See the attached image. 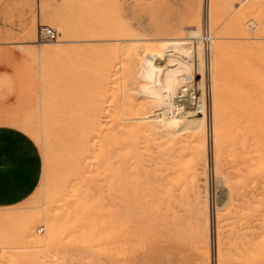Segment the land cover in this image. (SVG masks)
<instances>
[{
	"label": "rangeland",
	"instance_id": "1",
	"mask_svg": "<svg viewBox=\"0 0 264 264\" xmlns=\"http://www.w3.org/2000/svg\"><path fill=\"white\" fill-rule=\"evenodd\" d=\"M210 1L215 21L209 26L213 43L207 60L205 0H14L16 41L32 44L16 51L29 97L18 124L38 143L44 167L38 188L26 201L0 208V264H264V0ZM6 6L0 5L1 10ZM40 24L57 29L59 39L40 41ZM195 33L199 37L193 38ZM166 39L183 42V48L168 51ZM189 48L193 54L185 53ZM159 51L181 59L187 68L173 72L176 86L169 84V96L167 60L154 58ZM154 60L162 64V74L150 71ZM189 75L213 86L210 110L193 129L186 120L171 124L182 112L171 94ZM85 117L95 127L90 120V126L85 123L93 137L84 147L86 126L79 121ZM217 126L220 135H215ZM246 127L251 129L248 139L263 145L250 162L243 149L247 137L239 135ZM158 175L168 181L170 195L162 192ZM232 177L252 188L237 185ZM243 194L250 200H239ZM235 206L240 214L245 209L243 216ZM52 221L60 222L53 234Z\"/></svg>",
	"mask_w": 264,
	"mask_h": 264
},
{
	"label": "crops",
	"instance_id": "2",
	"mask_svg": "<svg viewBox=\"0 0 264 264\" xmlns=\"http://www.w3.org/2000/svg\"><path fill=\"white\" fill-rule=\"evenodd\" d=\"M4 4L6 11L0 8V208H9L36 191L44 161L38 143L18 124L29 97L18 72L23 61L17 59L16 51L20 45L32 44L27 39L16 41L14 0H0Z\"/></svg>",
	"mask_w": 264,
	"mask_h": 264
},
{
	"label": "bare ground",
	"instance_id": "3",
	"mask_svg": "<svg viewBox=\"0 0 264 264\" xmlns=\"http://www.w3.org/2000/svg\"><path fill=\"white\" fill-rule=\"evenodd\" d=\"M204 9H205V10H204V15H203V19H202V25H203V27H205L206 25H208V26H212L213 21H215V17H214L213 14H212V10H213V8H212L211 1H210V0H205ZM199 12H200V11H199ZM215 13H216V12H215ZM216 14H217V13H216ZM199 16H200V15H199ZM186 21H187V20H186ZM195 23H196V22H195ZM188 24H189V23H188ZM215 24H216V23H214V25H215ZM192 37H193V38H195V37H199V35L196 36V33H195L194 35H192ZM23 42H24V41H23ZM19 43H20V42H19ZM181 43H183V42L178 41L177 39H166V40H165V45H166V47L168 48V51L170 50V51H174V52H175V51H177L178 49L183 48V47H180ZM192 47H193V46H192ZM28 48H29V47H28ZM48 48H49V47H48ZM162 48H164V47H162ZM36 49H38V48H36ZM196 49H197V47H196ZM24 50H25V49H24ZM34 50H35V49H34ZM51 50H52V49H51ZM53 50H54V48H53ZM58 50H59V49H58ZM60 50H61V49H60ZM165 50H166V49H165ZM183 50H184V49H183ZM31 51H32V50H31ZM35 51H36V50H35ZM166 51H167V50H166ZM166 51H164V52L161 51V52H162V53H165ZM197 51H198V50H197ZM61 52H62V51H61ZM156 52H157V51H156ZM159 52H160V51H159ZM159 52H158V53H159ZM161 52H160L159 54H157V53L154 54V56H155L154 58H156V60H158L159 58H160V59H166V60H167L166 63L164 64V65H168L167 67H165V69L167 70V72L165 73L166 76H167V78H166L167 80L164 79V80L167 81V84H164V85L167 87V92H168L167 95L169 96V91H168V88H170V87H169V84H171V85L173 84V85H174V81H172V75H174L173 72L178 71V70H179L178 68L181 67V66H184V65H183V63H182V60L179 59V58H177L176 56H175V57H169V56H168L169 53H168V55L166 54V55L164 56ZM195 52H196V51H195ZM198 52H199V51H198ZM198 52H197V54H198ZM31 53H32V52H31ZM57 53H59V52H57ZM185 53H186V54H193V53H194V49L189 48V49L186 50ZM199 53H200V52H199ZM201 53H202V52H201ZM152 55H153V54H152ZM198 56H199V54H198ZM198 56H197V57H198ZM194 57H195V56H194ZM197 57H195V58H196V59L200 58V57H198V58H197ZM150 60H151V59H150ZM156 60H154V63L152 64V65H153V69H152V70L150 69V71H155V70H156V71H159V73H161L162 71L160 72V70H162V67H161L162 64H160V65H159V64H156V63H157V62L155 63ZM151 61H152V60H151ZM159 61H160V60H159ZM148 62H150V61H148ZM199 62H200V61H199ZM201 62H202V60H201ZM146 63H147V62H146ZM151 63H152V62H151ZM148 64H150V63H148ZM184 64H187V63H184ZM188 64H189V63H188ZM200 64H201V63H200ZM189 66H190V65H189ZM212 66H213V65H212ZM184 67H185V66H184ZM187 67H188V66H187ZM185 68H186V67H185ZM147 69H148V67H147ZM165 69H164V70H165ZM180 69H181V68H180ZM186 69H187V68H186ZM148 70H149V69H148ZM183 70H184V69H183ZM150 71H148V72H150ZM179 71H181V70H179ZM148 72L146 71V72H144V73H146V75H148ZM185 72H187V71L185 70ZM150 73H151V72H150ZM150 73H149V74H150ZM178 73H180V72H178ZM181 73H182V72H181ZM161 74H162V73H161ZM151 75H152V74H151ZM156 75H157V74H156ZM160 76H161V75H160ZM162 76H163V75H162ZM155 77H156V76H155ZM174 77H175V76H174ZM148 79L150 80V78H148ZM158 79H159V78L157 77V81H161V78H160L159 80H158ZM154 80H155V79H154ZM164 80H163V81H164ZM152 81H153V80H152ZM163 81H162V82H163ZM171 81H172V82H171ZM162 82H161V83H162ZM170 82H171V83H170ZM159 83H160V82H159ZM159 83H158V84H159ZM163 83H164V82H163ZM163 83H162V85H163ZM244 83H245V82H244ZM159 85H160V84H159ZM162 85H161V86H162ZM164 85H163V86H164ZM171 85H170V86H171ZM150 86H151V85H150ZM165 86H164V89L166 88ZM174 86H176V85H174ZM158 87H159V86H158ZM161 89H162V88H161ZM171 91H172V89H171ZM171 91H170V92H171ZM174 93H175V92H174ZM80 95H81V94H80ZM171 95H172L171 97H173L174 94L172 93ZM94 97H95V96H94ZM98 97H99V96H98ZM165 97H166V96H165ZM95 99H96V98H95ZM168 99H169V98H168ZM97 100H98V99H97ZM161 100H162V99H161ZM170 103H171V102H170ZM167 104H168V103H167ZM82 105H83V104H82ZM106 105H107V104H106ZM79 106H80V105H79ZM83 106H84V105H83ZM173 107H174V106H173ZM86 109H87V108H86ZM175 109H176V108H175ZM179 111H180V110H179ZM93 112H94V110H93ZM93 112H92V115H93V117H94V113H93ZM98 112H99V111H97V112H95V113H98ZM87 113H89V112H87ZM101 113H102V112H101ZM103 113H104V112H103ZM162 113H164V111H163ZM80 114H82V113H80ZM204 114H205V113H204ZM204 114L202 115V113H200V112H195V111H191L190 109H188V110H182V112H181L180 114H177L175 117H173L174 122L172 121L171 124L177 123V122L182 121V120H184V121L186 120L187 123H188V126H189L190 128L193 129V128L195 127L194 122H197V121H199V120H202V119H204V118L206 117V114H205V115H204ZM84 115H85V114H84ZM88 115H89V114H88ZM88 115H87V116H88ZM101 115H102V114H101ZM167 115H168V114H167ZM243 115H244V114H243ZM82 116H83V115H82ZM85 116H86V115H85ZM90 116H91V114H90ZM90 116H88V117H90ZM99 116H100V115H99ZM80 117H81V115H80ZM80 117H79V118H80ZM88 117H85V119L83 118L85 121H84V120L81 121V120H82V118H81L80 121H79V122H81V124H80V123H79V124H80V125H85V126H86L85 123H87V121L90 120ZM97 117H98V116H97ZM168 117H169V116H168ZM170 117H171V116H170ZM239 117H240V116H239ZM100 118H101V116H100ZM165 118H166V117H165ZM252 118H253V117H252ZM142 119H143V120H148V121H154V122H155V121H158V119H156V118L154 119V118H152V116H145V117H143ZM237 119H238V118H237ZM93 120H96V119H93ZM98 120H99L100 123H101V119H98ZM102 120H103V119H102ZM162 120H163V119H162ZM90 121H91V120H90ZM99 121H98V122H99ZM139 121H140V120H139ZM139 121H138V122H139ZM91 122H92V121H91ZM140 123H141V122H140ZM232 123H233V122H232ZM90 124H91V123H90ZM92 124L94 125L93 122H92ZM92 124H91V125H92ZM95 124H96V123H95ZM169 124H170V122H169ZM171 124H170V125H171ZM87 125H89V124L87 123ZM85 126H84V127H85ZM89 126H90V125H89ZM98 126H99V125H98ZM98 126H97V128H98ZM196 126H197V125H196ZM247 126H248V125H247ZM80 127H81V126H80ZM82 127H83V126H82ZM82 127H81V128H82ZM91 127H93V126H91ZM94 127H95V125H94ZM101 127H102V126H101ZM238 128H239V127H238ZM238 128H237V130H238ZM91 129H92V128H91ZM82 130H84V128H83ZM82 130H81V131H82ZM98 130H100V129H98ZM101 130H102V129H101ZM250 131H251V129L246 127V128H244V131H243V132H240L239 135L241 136V134H243L242 137L245 136V137H247V139H248V138H249V135L251 134ZM83 132H84V134L81 133V134H82L81 137H82V140H83V143H84V147H85V146H87V144H89V142L91 141V139H92L93 136H92V134H91L90 127L88 128V126H86V130H84ZM96 132L98 133V131H96ZM94 133H95V132H94ZM97 133H95V135H96ZM219 133H220V127L217 126V127H215V135H218ZM235 133H236V132H235ZM219 135H220V134H219ZM236 135H237V133L234 135V137H235ZM253 136H254V135H252V137H253ZM194 137H195V135H194ZM198 137H199V136H198ZM236 137H237V136H236ZM238 137H239V136H238ZM237 139H238V138H237ZM237 139H236V141H238ZM239 139H241V138H239ZM247 139H246L245 143H243V144H244L243 147H245V148H243V149H244V153L246 154V160H247V162H248V161L250 162L251 160L255 161V159L257 158V157L255 156V154H257V153H255V152H257V151L260 152L259 150L263 148V147H262L263 145H261V144H257V143H256V144L253 143V141H257V140H253L254 138L252 139L253 141H252V140H249V139L247 140ZM195 140H196V138H195ZM155 141H156V140H155ZM239 141H240V140H239ZM242 142H243V141H241V143H242ZM198 143H199V142H198ZM232 143H233V142H232ZM239 143H240V142H239ZM259 143H260V142H259ZM156 144H157V143H156ZM156 144H155V145H156ZM193 144H194V143H193ZM196 144H197V143H196ZM196 144H195V145H196ZM199 144H200V143H199ZM199 144H198V145H199ZM202 144H204V143H202ZM235 144H236V143H235ZM158 145H159V144H158ZM158 145L156 146L157 148H159ZM238 145H239V144H238ZM153 146H154V145H153ZM164 146H165V145H164ZM199 146H200V145H199ZM203 146H204V145H203ZM201 147H202V146H201ZM201 147H200V148H201ZM237 147H240V146H237ZM77 148H78V147H77ZM135 148H136V147H135ZM235 148H236V147H235ZM88 149H89V146H88ZM239 149H240V148H239ZM241 149H242V147H241ZM83 150H84V149H83ZM80 151H81V150H80ZM143 151H144V150H143ZM163 151H164V150H163ZM165 151H166V149H165ZM201 151H202V150H201ZM240 151H241V150H240ZM240 151H239V153H240ZM242 151H243V150H242ZM242 151H241V152H242ZM128 152H129V151H128ZM134 152H135V150H134ZM166 152H167V151H166ZM162 154H163V153H162ZM242 155H243V154H242ZM87 156H88V155H87ZM89 156H90V155H89ZM167 156H168V155H167ZM236 156H237V155H236ZM244 156H245V155H244ZM83 157H84V156H83ZM162 157H163V156H162ZM162 157H161V158H162ZM239 158H240V157H239ZM163 159H166V158H163ZM237 159H238V158H237ZM166 160H168V159H166ZM232 160H233V159H232ZM238 160H239V159H238ZM238 160H237V162H238ZM240 160H241V158H240ZM240 160H239V161H240ZM243 161H245V160H244V157H243L242 162H243ZM257 161H258V160H257ZM261 161H262V160H261ZM234 162H236V161H234ZM165 163H167V162H165ZM232 163H233V162H232ZM159 164H160V163H159ZM233 164H234V163H233ZM235 164H237V163H235ZM155 165H156V164H155ZM161 165H162V164H161ZM240 165H241V163H240ZM249 165H250V163H249ZM261 165H262V163H261ZM263 165H264V162H263ZM263 165H262V166H263ZM174 166H175V165H174ZM244 166H245V165H244ZM246 166H247V164H246ZM251 166H252L251 170H252V172H253V171H254L253 169L255 168V167H254V162L251 164ZM128 167H129V166H128ZM163 167H164V166H163ZM168 167H169V166H168ZM171 167H172V166H171ZM177 167H178V166H177ZM236 167L239 168V169H241V171L243 170V168H245V167H243V166H242V167H238V166H236ZM150 168L152 169V167H150ZM150 168H148V169H150ZM157 168H158V167H157ZM164 168H166V167H164ZM231 168H232V167H231ZM258 168H259V167H258ZM130 169H131V168H130ZM153 169H154V168H153ZM235 169H236V168H235ZM239 169H237V170H239ZM256 169H257V168H256ZM237 170H236V171H237ZM249 170H250V169H249ZM251 170H250V171H251ZM127 171H129V170L127 169ZM132 171H133V169H132ZM168 171H169V170H168ZM241 171H239L240 174H241ZM256 171H257V170H256ZM154 172H155V171H154ZM161 172H162V171H161ZM242 172H244V173H242V174L245 175V174H247L248 171L245 172V170H244V171H242ZM147 173H148V172H147ZM249 173H250V172H249ZM249 173H248V174H249ZM127 174H128V173L126 172V175H127ZM140 174H141V172H140ZM154 174H155V173H154ZM162 174H164V173L162 172ZM167 174H169V173H167ZM233 174H234V173H233ZM248 174H247V175H248ZM255 174H256V173H255ZM255 174H254V175H255ZM148 175H149V174H147V176H148ZM164 175H166V174H164ZM238 175H239V174H238ZM247 175H246V176H247ZM261 175H262V174H261ZM261 175L259 176V174H258L259 177L256 175V178H261V177H262ZM263 175H264V174H263ZM143 176H144V175H143ZM147 176H146V177H147ZM150 176H151V175H150ZM152 176H153V175H152ZM158 176L161 177V178H160V179H161V184L164 185V186H162V188H163V189H162V192L165 194V196H166V195H170V189H169L168 181H163V180H162V178H164V176H160V175H158ZM175 176H176V175H175ZM231 176H232V175H231ZM234 176H235V175H234ZM246 176H245V177L242 176V177H244L245 180L248 181L249 178L247 177V179H246ZM132 177H133V176H132ZM144 177H145V176H144ZM144 177H143V178H144ZM170 177H171V176H170ZM185 177H186V176H185ZM201 177H202V176H201ZM251 177L254 178L255 176H254V177L251 176ZM263 177H264V176H263ZM263 177H262V178H263ZM152 178H153V177H152ZM152 178H151V179H152ZM168 178H169V177L165 178V180L168 179ZM232 178L235 179V177H232ZM262 178H261L260 180H262ZM121 179H122V178H121ZM129 179H130V178H129ZM144 179H145V178H144ZM147 179H148V178H147ZM151 179H149V180H151ZM154 179H155V178H154ZM154 179H153V180H154ZM191 179H192V178H191ZM238 179H240V177H239ZM250 179H251V178H250ZM155 180H156V179H155ZM155 180H154V181H155ZM169 180L171 181V178H170ZM173 180H174V179H173ZM206 180H207V179H206ZM235 180L237 181V179H235ZM256 180H257V179H256ZM256 180H255V181H256ZM130 181H132V180L130 179ZM143 181H144V180H143ZM143 181H142V183H143ZM154 181H152V182H154ZM179 181H180V180H178V182H179ZM198 181H199V180H198ZM227 181H228V180H227ZM241 181H244V180H241ZM249 181H250V180H249ZM249 181H248V183L250 184ZM255 181H254V182H255ZM122 182H123V181H122ZM155 182H157V181H155ZM155 182H154V184H155ZM173 182H174V181H172V183H173ZM201 182H202V181H201ZM244 182H246V181H244ZM244 182H243V183H244ZM256 182H257V181H256ZM258 182H259V181H258ZM261 182H262V181H261ZM147 183H148V182H147ZM158 183H159V182H158ZM188 183H189V182H188ZM188 183H187V184H188ZM198 183H199V182H198ZM203 183H206V182H203ZM203 183H202V184H203ZM225 183H226V182H225ZM227 183H228V182H227ZM237 183H238L237 185H239V184H243V183H239L238 181H237ZM246 183H247V182H246ZM246 183H244V184H246ZM122 184H124V182H123ZM136 184H137V183H136ZM150 184L153 185V183H150ZM173 184H174V183H173ZM181 184H182V183H181ZM181 184H180V185H181ZM230 184H231V182H230ZM249 184H248V185H249ZM256 184H260V182H259V183H256ZM263 184H264V183H262V187L264 186ZM128 185H129V184H128ZM148 185H149V184H148ZM156 185H157V184H156ZM171 185H172V184H171ZM175 185H176V184H174V186H175ZM231 185H232V184H231ZM246 185H247V184H246ZM248 185H247V187H248ZM252 185H253V184H252ZM254 185H255V184H254ZM122 186H123V185H122ZM145 186H146V185H145ZM145 186H144V188H146ZM153 186H154V185H153ZM242 186H243V185H242ZM244 186H245V185H244ZM249 186H250V185H249ZM255 186H256V185H255ZM129 187H130V186H129ZM154 187H155V186H154ZM176 187H178V186L176 185ZM176 187H174L173 189H175ZM185 187H186V186H185ZM201 187H202V186H201ZM247 187L245 186L246 189H247ZM250 187H251V186H250ZM253 187H254V186H253ZM130 188H132V187H130ZM150 188H151V186H150ZM152 188H153V187H152ZM155 188L157 189V187H155ZM155 188H154L153 192H157V191L159 192V191H160V189L155 191ZM231 188H232V187H231ZM245 188H244V189H245ZM251 188H252V187H251ZM255 188H256V187H255ZM258 188H259V186H258ZM258 188H257V189H258ZM260 188H261V186H260ZM123 189H124V188H123ZM204 189H205V188H204ZM229 189H230V188H229ZM232 189H235V188H232ZM261 189H262V188H261ZM130 190H131V189H130ZM133 190H134V189H133ZM151 190H152V189H151ZM237 190H238V189H237ZM248 190H250L249 187H248ZM255 190H256V189H255ZM259 190H260V189H259ZM136 191H137V190H136ZM146 191H147V189H146ZM176 191H177V190H176ZM180 191H181V190H180ZM183 191H185V190H183ZM206 191H207V190H206ZM240 191L242 192V190H240ZM246 191H247V190H246ZM193 192H194V190H193ZM228 192H229V191H228ZM233 192H234V190H233ZM249 192H250V191H249ZM254 192H255V191H254ZM143 193H144V192H143ZM160 193H161V192H160ZM205 193H207V192H205ZM234 193H235V192H234ZM234 193H231V194L233 195ZM236 193H237V191H236ZM244 193H245V192H244ZM246 193H248V192H246ZM252 193H253V192H252ZM252 193H250V194H252ZM256 193H258V191H257ZM256 193H255V194H256ZM259 193H260V192H259ZM139 194H140V193H139ZM148 194H149V193H148ZM158 194H159V193H158ZM161 194H162V193H161ZM161 194H160V195H161ZM173 194H175L174 191H173ZM180 194H181V193H180ZM184 194H185V193H184ZM207 194H208V193H207ZM238 194H239V193H238ZM255 194H254V195H255ZM150 195H151V194H150ZM176 195H177V194H176ZM196 195H197V194H196ZM234 195H235V194H234ZM234 195H233L232 197H234ZM239 195H240V194H239ZM244 195H245V194H243V196L241 195V197H239V200H240V198L245 199L244 197H246V199H249V198H247V197L250 196V195H248V194H247L248 196H244ZM254 195H253V196H254ZM256 195H257V194H256ZM137 196H138V195H137ZM161 196H162V195H161ZM192 196H193V195H192ZM206 196H207V195H206ZM230 196H231V195H230ZM125 197H126V196H125ZM125 197H124V198H125ZM149 197H150V196H149ZM149 197H147V198H149ZM153 197H157V193H156V196H155V194H154ZM159 197H160V196L158 195V198H159ZM167 197H168V196H167ZM167 197H166V198H167ZM187 197H188V196H187ZM200 197H201V196H200ZM235 197H237V194H236ZM254 197H255V196H254ZM256 197H257V196H256ZM256 197H255V198H256ZM168 198H169V197H168ZM190 198H191V197H190ZM201 198H202V197H201ZM203 198H204V197H203ZM229 198H230V197H229ZM237 198H238V197H237ZM260 198H261V197H260ZM132 199H133V198H132ZM171 199H173V198H171ZM178 199H179V198H178ZM198 199H199V198H198ZM206 199H207V198H206ZM234 199H236V198H234ZM155 200H156V199H155ZM159 200H161V199H158V201H159ZM180 200H181V199H180ZM180 200H178V202H179ZM249 200H250V199H249ZM252 200H253V199H252ZM256 200H257V199H255V201H256ZM260 200H261V199H260ZM263 200H264V199H263ZM124 201H125V200H124ZM132 201H134V200H132ZM141 201H142V200H141ZM156 201H157V200H156ZM161 201H162V200H161ZM167 201H168V200H167ZM167 201H166V202H167ZM169 201H170V200H169ZM175 201H176V200H175ZM197 201H198V200H197ZM236 201H238V200L236 199V200H235V203H236ZM245 201H246V200H245ZM135 202H136V201H135ZM135 202H134V203H135ZM151 202H152V201H151ZM182 202H183V201H182ZM182 202H181V203H182ZM188 202H189V201H188ZM206 202H207V201H205L204 204H206ZM233 202H234V201H233ZM252 202H253V201H252ZM262 202H263V201H262ZM124 203H125V202H124ZM130 203H131V202H130ZM130 203H129V204H130ZM147 203H148V202H147ZM149 203H150V202H149ZM154 203L157 204L156 202H154ZM159 203H160V202H159ZM161 203H162V202H161ZM167 203L169 204V202H167ZM181 203H180V204H181ZM183 203H185V201H184ZM193 203H194V201H193ZM231 203H232V202H231ZM250 203H251V202H250ZM94 204H95V203H94ZM94 204H93V205H94ZM151 204H152V203H151ZM155 204H154V205H155ZM163 204H165V202H163ZM177 204H178V203H177ZM185 204H186V203H185ZM199 204H200V203H199ZM202 204H203V202H202ZM237 204H238V203H236V205H237ZM251 204H252V203H251ZM263 204H264V203H263ZM143 205H144V204H143ZM146 205H147V204H146ZM159 205H160V204H159ZM193 205H194V204H193ZM195 205H196V204H195ZM206 205H207V204H206ZM233 205H234V204H233ZM245 205H247V204H244L242 207L244 208ZM249 205H250V204H249ZM257 205H258V204H257ZM257 205H256V206H257ZM91 206H92V205H91ZM124 206H126V205H124ZM149 206H150V205H149ZM149 206H148V208H149ZM162 206H163V205H162ZM178 206H179V205H178ZM196 206H198V205H196ZM239 206H240V205H239ZM247 206H248V205H247ZM92 207H93V206H92ZM92 207H91V208H92ZM94 207H95V206H94ZM134 207H135V206H134ZM141 207H143V206H141ZM144 207H145V206H144ZM160 207H161V206H160ZM160 207H159V208H160ZM176 207H177V206H176ZM231 207H232V206H231ZM235 207H236V206H235ZM248 207L250 208V206H248ZM248 207H247V208H248ZM128 208H129V207H128ZM155 208H157V206H156ZM162 208H164V207H162ZM167 208H169V207L167 206ZM171 208H172V207H171ZM174 208H175V207H173V209H174ZM186 208H187V207H186ZM191 208H194V207H191ZM262 208H263V207H262ZM93 209H94V208H93ZM129 209H130V208H129ZM150 209H151V207L149 208V210H150ZM164 209H165V208H164ZM164 209H162V212L164 211ZM188 209H189V208H188ZM199 209H201V208L199 207ZM205 209H206V208H205ZM238 209H239V208H238ZM240 209H241V208H240ZM251 209H252V207H251ZM124 210H125V209H124ZM131 210H132V209H131ZM154 210L156 211V209H154ZM166 210H167V209H166ZM241 210H243V209H241ZM241 210H240V212H241ZM91 211H92V210H91ZM94 211H95V209H94ZM94 211H93V212H94ZM97 211H99V210H97ZM132 211H133V210H132ZM155 211H154V212H155ZM157 211L159 212V210H157ZM169 211H170V213H171L170 208H169ZM173 211H175V210H173ZM177 211H178V210H177ZM182 211H183V210H182ZM187 211H188V210H187ZM201 211H202V210H201ZM236 211H237V207H236ZM238 211H239V210H238ZM238 211H237V212H238ZM244 211H245V209H244ZM244 211H242V212H244ZM257 211H258V210H257ZM261 211H262V210H261ZM99 212H100V211H99ZM130 212H131V211H130ZM134 212H135V211H134ZM142 212H143V211H142ZM152 212H153V210H152ZM152 212H150V213L152 214ZM154 212H153V213H154ZM158 212H157V214H158ZM164 212H166V211H164ZM202 212H204V211H202ZM242 212H241V214H243ZM253 212H254V211H253ZM91 213H92V212H91ZM96 213H98V212H96ZM146 213H147V212H146ZM167 213H168V211H167ZM187 213H188V212H187ZM189 213H190V212H189ZM191 213H192V212H191ZM196 213H197V212H196ZM234 213H235V212H234ZM238 213H239V212H238ZM238 213H237V214H238ZM246 213H248L247 210H246ZM98 214H99V213H98ZM129 214H130V213H129ZM131 214H132V213H131ZM162 214H163V213H162ZM164 214H165V213H164ZM204 214H205V213H204ZM241 214L239 213L238 215H241ZM249 214H250V213H249ZM249 214H248V215H249ZM252 214H253V213H252ZM257 214H258V213H257ZM259 214H261V213H259ZM134 215H135V214H134ZM146 215H147V214H146ZM146 215H145V216H146ZM153 215H156V214H153ZM160 215H161V214H160ZM167 215H170V214L168 213ZM175 215H178V213H176ZM194 215H195V214H194ZM197 215H198V214H197ZM207 215H208V213H207ZM127 216H128V215H127ZM127 216H126V217H127ZM147 216H148V215H147ZM149 216H150V217H148V218H150V219H151V218H152V219L154 218V216L151 217L150 214H149ZM171 216H172V215H171ZM178 216H179V215H178ZM189 216H190V214H189ZM202 216H203V214H202ZM241 216H243V215H241ZM245 216H246V215H245ZM93 217H95V216H93ZM143 217H144V215H143ZM163 217H164V216H163ZM167 217H169V216H167ZM175 217H176V216H175ZM208 217H209V216H208ZM234 217H236V215H235ZM254 217H255V216H254ZM144 218H145V217H144ZM158 218H159V217H158ZM178 218H179V217H178ZM180 218H181V217H180ZM190 218H191V217H190ZM197 218H198V217H197ZM200 218H202V217H200ZM242 218H243V217H242ZM245 218H246V217H245ZM55 219H56V217H55ZM79 219H80V218H79ZM92 219H93V218H92ZM135 219H136V217H135ZM156 219H157V217H156ZM162 219H163V218H162ZM162 219H161V220H162ZM191 219H192V218H191ZM198 219H199V218H198ZM204 219H205V221H207V222H205V224L209 222L208 220H206V219H209V218H206V217H205ZM226 219H227V218H226ZM239 219H240V218H239ZM249 219H250V218L248 217L247 225H248L249 222H250L251 225L249 224V226H251V229H252V226H253L252 223H251L252 220L249 221ZM153 220L155 221V218H154ZM158 220H159V219H158ZM176 220H177V219H176ZM182 220H183V219H182ZM182 220H181V221H182ZM199 220H200V219H199ZM236 220H237V219H236ZM245 220H246V219H245ZM257 220H258V219H257ZM78 221H79V220H78ZM127 221H128V220H127ZM135 221H137V220H135ZM146 221H147V220H146ZM150 221H151V220H150ZM162 221H165V218H164V220H162ZM169 221H170V220H169ZM178 221H179V220H178ZM58 222H59V221H58ZM58 222H56V221H52V223H51V225H50V227H49V231H50V233L53 234V233H56V232H57V227H58V226H57V223H58ZM151 222H152L151 224H154L153 221H151ZM156 222H157V221H156ZM156 222H155V223H156ZM176 222H177V221H176ZM201 222H202V221H201ZM201 222H198L197 224L200 225ZM203 222H204V220H203ZM237 222H238V220H237ZM245 222H246V221H245ZM59 223H60V222H59ZM134 223H135V222H134ZM157 223H158V222H157ZM157 223H156V224H157ZM167 223H168V222H166L165 224H167ZM234 223H236V222H234ZM257 223H260V222L257 221ZM72 224H75V225L77 224V218L74 220V222H72ZM80 224H82V222H81ZM172 224H175V223L172 222ZM172 224H171V225H172ZM176 224H177V223H176ZM184 224H185V221H184ZM184 224H183V225H184ZM197 224H196V225H197ZM253 224H255V223H253ZM60 225H61V224H60ZM131 225H132V224H131ZM178 225H181V224L179 223ZM192 225H193V224H192ZM198 225H197V226H198ZM208 225H209V224H208ZM237 225H238V224H237ZM244 225H245V224H244ZM244 225H242V226H244ZM247 225H246V226H247ZM83 226H84V225H83ZM136 226H137V225H136ZM155 226H156V225H155ZM190 226H191V225H190ZM205 226H206V225H205ZM235 226H236V225H235ZM242 226H241V227H242ZM259 226H260V225H259ZM176 227H178V226L176 225ZM168 228H169V227H168ZM173 228H174V226H173ZM180 228H181V226H179V229H180ZM192 228H193V227H192ZM194 228H196V226H195ZM200 228H201V227H199V230H200ZM202 228H203V227H202ZM205 228H206V227H205ZM243 228H244V227H243ZM253 228H254V227H253ZM261 228H262V227H261ZM156 229H158V227H157ZM176 229H177V232L180 231V230H178V228H176ZM188 229L191 230V227L188 228ZM188 229H187V231H186V232H188V234H189V233H193V232H190V230L188 231ZM196 229H197V228H196ZM251 229H250V230H251ZM170 230H172V228H171ZM174 230H175V229H174ZM181 230H184V229L181 228ZM197 230H198V229H197ZM197 230H196L195 232H198ZM206 230H207V229H206ZM261 230H262V229H261ZM70 231H71V229H70ZM168 231H169V230H168ZM184 231H185V230H184ZM207 231H208V230H207ZM253 231L255 232V230H253ZM202 232H203V231H202ZM250 232H251V231H250ZM250 232H249V233H250ZM257 232H258V231H257ZM261 232L263 233V230H262ZM175 233H176V232H175ZM178 233H179V232H178ZM180 233H181V231H180ZM182 233H183V232H182ZM182 233H181V235H182ZM198 233H199V232H198ZM205 233H206V232H205ZM161 234H165V233H163V232L161 231ZM183 234H184V233H183ZM188 234H187V233L185 234L186 237H187ZM255 234H256V233H255ZM165 235H166V234H165ZM168 235H169V234H167L166 236H168ZM190 235H191V234H190ZM190 235H188V238H191ZM192 235L194 236L195 234H192ZM196 235H197V234H196ZM202 235H203V234H201V236H202ZM207 235H208V234H207ZM246 235H247V234H246ZM166 236H165V237H166ZM170 236H171V235H170ZM182 236H183V235H182ZM189 236H190V237H189ZM204 236H206V235L204 234ZM183 237H184V236H183ZM195 237H196V240H197V236H194V238H195ZM202 237H203V236H202ZM257 237H258V236H257ZM168 238H169V237H168ZM180 238H181V237H180ZM188 238H187V240H188ZM205 238H206V237H204V239H205ZM219 238H220V237H219ZM219 238H218V239H219ZM221 238H222V237H221ZM245 238H246V237H245ZM182 239H183V241H184V238H182ZM192 239H193V238H192ZM259 239H260V238H259ZM187 240H186V241H187ZM202 240H203V239H202ZM246 240H247V239H246ZM248 240H249V239H248ZM181 241H182V240H181ZM188 241H189V240H188ZM198 241H199V240H198ZM200 241H201V240H200ZM263 241H264V240H263ZM192 243H194L193 240H192ZM192 243H191V244H192ZM202 243H203V242H201V244H202ZM204 243H206V241H204ZM204 243L202 244L203 246H205ZM221 243H222V242H221ZM250 243H251V242H250ZM256 243H258V242H256ZM191 244H190V245H191ZM217 244H218V243H217ZM179 245H180V244H179ZM186 245H188V244H186ZM206 245H207V243H206ZM252 245H253V244H252ZM196 246H197V245H196ZM223 246H224V245H223ZM227 246H228V245H227ZM193 248H194V246H193ZM198 248L201 249V247H200L199 245H198ZM204 248H208V247L206 246V247H204ZM204 248H202V250H203ZM190 249H191V248H190ZM217 249H218V248H217ZM250 249H251V248H250ZM205 250H208V249H205ZM229 250H230V249H229ZM192 251H193V250H192ZM199 251H201V250H199ZM203 251H204V250H203ZM203 251H201V253H202ZM217 251H218V250H217ZM207 252H208V251H207ZM207 252H206V253H207ZM251 252H252V251H251ZM206 253H205V255L208 254V253H207V254H206ZM203 254H204V253H203ZM263 256H264V255H263ZM215 258H216V257H215ZM262 258H263V257H262ZM262 258H258V259H262ZM221 259H222V258H221ZM258 259H257V260H258ZM222 260H223V259H222ZM257 260H255V261H257ZM262 260H263V259H262ZM258 263H259V262H258ZM222 264H223V263H222Z\"/></svg>",
	"mask_w": 264,
	"mask_h": 264
},
{
	"label": "built area",
	"instance_id": "4",
	"mask_svg": "<svg viewBox=\"0 0 264 264\" xmlns=\"http://www.w3.org/2000/svg\"><path fill=\"white\" fill-rule=\"evenodd\" d=\"M59 32L57 29L50 25L40 24L38 29V39L40 41H57L59 39ZM202 42L206 51V58L211 51L213 43V37L209 26L206 25ZM213 96V86L209 82L202 81V78L198 81L194 75L187 76L181 84L178 93L173 95V99L176 101L179 110H188L200 112L202 114L210 110L211 99ZM42 229L40 228L39 232Z\"/></svg>",
	"mask_w": 264,
	"mask_h": 264
}]
</instances>
